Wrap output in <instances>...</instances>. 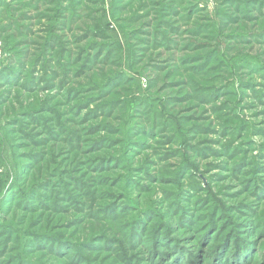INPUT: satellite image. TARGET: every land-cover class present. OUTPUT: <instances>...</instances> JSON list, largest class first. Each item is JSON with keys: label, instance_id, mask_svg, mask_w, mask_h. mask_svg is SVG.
I'll return each mask as SVG.
<instances>
[{"label": "rangeland", "instance_id": "rangeland-1", "mask_svg": "<svg viewBox=\"0 0 264 264\" xmlns=\"http://www.w3.org/2000/svg\"><path fill=\"white\" fill-rule=\"evenodd\" d=\"M0 264H264V0H0Z\"/></svg>", "mask_w": 264, "mask_h": 264}, {"label": "built area", "instance_id": "built-area-1", "mask_svg": "<svg viewBox=\"0 0 264 264\" xmlns=\"http://www.w3.org/2000/svg\"><path fill=\"white\" fill-rule=\"evenodd\" d=\"M2 58L1 44H0V60Z\"/></svg>", "mask_w": 264, "mask_h": 264}]
</instances>
